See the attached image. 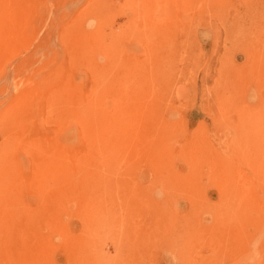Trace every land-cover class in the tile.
Listing matches in <instances>:
<instances>
[{
    "label": "rangeland",
    "instance_id": "374dc122",
    "mask_svg": "<svg viewBox=\"0 0 264 264\" xmlns=\"http://www.w3.org/2000/svg\"><path fill=\"white\" fill-rule=\"evenodd\" d=\"M263 38L264 0H0V264H254Z\"/></svg>",
    "mask_w": 264,
    "mask_h": 264
},
{
    "label": "bare ground",
    "instance_id": "6f19581e",
    "mask_svg": "<svg viewBox=\"0 0 264 264\" xmlns=\"http://www.w3.org/2000/svg\"><path fill=\"white\" fill-rule=\"evenodd\" d=\"M245 25V24H244ZM204 25H202V27H203ZM222 26V25H221ZM224 26V25H223ZM264 39V38H263ZM246 44L247 45V47L248 46H250L251 47V45L253 46V48L254 49H260L261 47H264V40H262V39H260V40H258V41H253L252 43H251V41H246V42H241L240 44ZM94 45H93V47H95V48H100V46H101V43L100 42H96V43H93ZM244 44V45H245ZM243 45V46H244ZM261 53H259V54H256L257 56H258V58H262L263 56H264V52H262V51H264V48H261L260 50H259ZM102 67L100 68V77L101 78H103V77H105L106 75H107V72H103V70H104V68H103V65H101ZM163 73H164V70H163V67H162V65L156 60L155 62H154V64H153V73H152V77H154L155 78V80H157V81H163V79H162V76H163ZM111 86H115V83H112V82H109V83H106L105 84V86H104V88L106 89V88H109V87H111ZM252 92V91H251ZM96 102L97 103H99V104H101V105H106V104H108V102L107 101H105L103 98H101L100 97V95L99 96H97V100H96ZM99 129V127L98 126H96V130H98ZM263 135H264V133H262ZM114 145V144H113ZM103 149H105V150H111L112 148L111 147H103ZM168 160H170V159H168ZM173 213V212H172ZM187 219V218H186ZM240 219L242 220V217H240ZM247 220H248V218H247ZM258 222V221H257ZM261 229L260 230H258L257 232H255L254 233V235H253V237L255 238V239H258L259 237H261V234L262 233H264L263 232V230H264V222H262L261 223ZM252 246H253V248H252V256H254V258H256L255 259V261L254 260H252V261H254V264H257L259 261H256L257 259L258 260H262V259H264V249H262V248H258V246H257V240H253L252 241ZM250 249H251V247H250ZM246 253V252H245ZM242 254L243 255H245L244 253H239V256H242Z\"/></svg>",
    "mask_w": 264,
    "mask_h": 264
}]
</instances>
